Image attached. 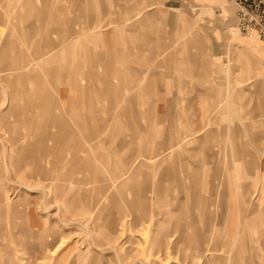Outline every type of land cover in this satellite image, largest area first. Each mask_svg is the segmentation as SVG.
Returning a JSON list of instances; mask_svg holds the SVG:
<instances>
[{"label":"rangeland","instance_id":"rangeland-1","mask_svg":"<svg viewBox=\"0 0 264 264\" xmlns=\"http://www.w3.org/2000/svg\"><path fill=\"white\" fill-rule=\"evenodd\" d=\"M233 7L0 0V264H264V37ZM43 75L102 82V100L54 112L39 90L48 117L27 123L38 95L19 87L31 100Z\"/></svg>","mask_w":264,"mask_h":264},{"label":"crops","instance_id":"crops-1","mask_svg":"<svg viewBox=\"0 0 264 264\" xmlns=\"http://www.w3.org/2000/svg\"><path fill=\"white\" fill-rule=\"evenodd\" d=\"M101 29V28H100ZM58 30V29H57ZM89 32H87V34H88ZM70 35L71 34H73L71 31H70V33H69ZM68 34V35H69ZM75 34V33H74ZM73 34V37H75L76 35H74ZM86 34V35H87ZM90 35H91V33H89ZM65 34H62L61 36H64ZM46 37V36H45ZM51 37H53V34L51 35ZM51 37H49V39L51 38ZM72 37V38H73ZM78 37V36H77ZM47 38V37H46ZM65 38V37H64ZM72 38H70L71 40V44H72ZM48 39V38H47ZM38 44H41L42 45V43L41 42H38ZM44 46V45H43ZM46 47V46H45ZM44 47V48H45ZM68 47L70 48V49H68ZM52 48V47H51ZM51 48H48V49H44V50H41L42 52H45L46 50L48 51H51ZM39 49V48H38ZM67 50H63L62 51V54H59V56H60V58H62V61L64 60V59H66V57H67V55H69L70 53H72L73 52V50L71 49V45L70 46H67V48H66ZM85 49L88 51V50H91V51H93V52H95L94 50H92V49H90V48H88L87 46H84V47H82V48H80V52L81 53H86V51H85ZM101 50V49H100ZM110 50V49H109ZM109 50H107L108 52H109ZM48 51V52H49ZM65 51H68V53L66 54L65 53ZM101 51H103V50H101ZM107 51H103L104 52V54H105V52H107ZM38 52H40V50H38ZM96 52H99L98 50L96 51ZM110 52H113V51H110ZM39 56V54H36V55H33L31 58L29 57V59L28 60H32L31 62H33V61H36ZM106 56V58L108 59V57L109 56H107V55H105ZM86 57L87 56H85V58H84V60L80 63V62H71L69 59H68V57H67V59L69 60V62L70 63H72V64H75V67L76 68H79L83 73H82V75H84V76H91L93 73V71L91 70L90 71V69H88V68H90L89 66H90V63H91V61H88L87 59H86ZM101 57H102V55H101ZM102 58H104V56L102 57ZM55 59H56V55L54 56V61H55ZM109 60V59H108ZM19 63L21 64V66H18V69H20V70H24L25 69V65L27 64V63H25L24 62V60L21 58V57H19ZM62 61H60V62H62ZM93 61H96V60H93ZM59 62V61H58ZM55 63H57V62H53V64L52 65H54ZM106 63L107 64H110V62L109 61H106ZM51 66V65H50ZM50 66H46L47 68L48 67H50ZM83 66H85V67H83ZM111 66V65H110ZM46 67H45V69H46ZM101 67H103V65H102V63H101V65H100V68ZM4 68H7L8 69V67H4ZM3 68V69H4ZM111 68H114L115 69V67L113 66H111ZM97 69V68H96ZM116 71V70H115ZM117 73V72H116ZM116 73L115 72H111V74H110V81L108 82L109 83V86L111 87V90L113 91V94L112 95H114L115 94V92H114V90L112 89L113 88V82L112 81H115L116 80V78H115V80H112L114 77H116ZM117 75H119V74H117ZM44 76V78L42 79L40 76H39V78H40V83H39V89L37 88V86H36V92L34 93V95H33V97L31 98V100L29 99V96L27 95V97L26 98H23V95L25 94V91H24V89L22 88V86H20L19 88H20V94H19V96L20 97H22V100H23V103H22V105L23 106H27V105H30V104H34V100H35V102H37V100H38V105L36 106V109L33 111V112H31V111H28L26 108L24 109L25 111L23 112L22 110L20 111V113H18L19 115H22V116H24V117H26V120H27V123H29V117H42V119H43V117H48V116H45V115H43L42 114V111H41V107H39V104H40V101H41V97H40V94H39V90H41V91H43V90H48V91H51V92H54V91H52V90H56V96L55 95H50V97H51V102H50V104H49V110L50 111H54V112H58V111H61V110H63L65 107H66V105L68 106L67 107V109L69 110V112L71 111V113H72V111H74V113L75 112H77V110H76V108H81V106H88V100L91 98V97H96L95 96V93L97 94V95H99L100 96V98H97V99H100V100H102L101 98H102V96L99 94V92H98V90H101L100 88L103 86V84L104 83H102V82H98V83H96L95 85H93V87L91 86V87H89V84H88V80H87V78H78L77 77V80H78V82L79 83H76V84H73V83H67V82H65V81H63L62 80V78L60 77V76H58L57 78H49V77H47L46 78V76L45 75H43ZM36 78V77H35ZM47 79V80H46ZM50 80H53L54 81V83H57V84H60V85H58V86H56V85H54V86H52L51 84H47V81H50ZM58 81V82H57ZM46 83V84H45ZM83 83V84H82ZM91 85V84H90ZM71 87H73L74 88V90L75 91H73V92H76L77 93V95H71V94H67V92H68V90H70V88ZM33 91H34V89H32ZM80 90H81V92L83 93V97H79V92H80ZM61 91V92H60ZM117 94H119L120 95V93H117ZM123 94V93H122ZM38 95V99L36 100V98H35V96H37ZM119 95H117L116 96V98H114V99H120V97H119ZM133 97L132 96H130V98H128V100H131ZM85 99L87 100V101H85ZM121 99H123V98H121ZM60 101L61 103H60V106L61 107H58L57 106V110H53L52 108H53V106H54V101ZM133 100V99H132ZM115 101V100H114ZM77 102H80L81 103V105L80 106H76V104H77ZM85 102H87L86 104H85ZM122 102V100L120 101V103ZM124 102V101H123ZM110 103V102H109ZM119 104V103H118ZM103 105V104H102ZM101 105V106H102ZM122 106H123V104H121ZM103 106H105V105H103ZM102 106V107H103ZM97 107H100V105L99 106H97ZM96 108V107H95ZM94 108V109H95ZM101 108V107H100ZM103 108H106V107H103ZM32 109H33V107H32ZM93 108H89V110L88 111H83V112H85L84 114H85V116H90V115H93L92 113H91V111L92 110H94ZM123 111H124V108H122L121 109V113L119 114V115H121L122 113H123ZM17 114V115H18ZM62 115H67V116H69L68 115V113L66 112V113H64V114H62ZM2 116V115H1ZM95 116V115H94ZM45 119H43V121H44ZM63 120V119H62ZM70 120H71V117H70ZM49 122V121H48ZM64 122V121H63ZM86 122H88V123H90V120H88L87 119V121ZM50 123V122H49ZM50 125V124H49ZM67 125V124H66ZM68 125H69V127L71 126V132L72 131H74V128H77V127H84V125H78V126H74L72 123H68ZM89 126V125H88ZM87 130V127H84V130H83V133L85 132ZM185 139V137H183V139L182 140H184ZM77 142V141H76ZM78 145V148H79V150L80 149H83L84 147H80V144H77ZM169 147V146H168ZM168 147H166V148H168ZM76 150V149H75ZM149 157V156H148ZM148 157H146V159L148 158ZM5 238H8L7 237V235L5 236ZM9 250H10V252H9ZM5 251V254H3V252ZM4 251L2 252V261L4 260V258H5V262H2V264H6L7 263V261H8V257L10 256V254H11V252H12V248H6V249H4Z\"/></svg>","mask_w":264,"mask_h":264},{"label":"built area","instance_id":"built-area-1","mask_svg":"<svg viewBox=\"0 0 264 264\" xmlns=\"http://www.w3.org/2000/svg\"><path fill=\"white\" fill-rule=\"evenodd\" d=\"M235 28L240 32H252L264 37V0H230Z\"/></svg>","mask_w":264,"mask_h":264}]
</instances>
